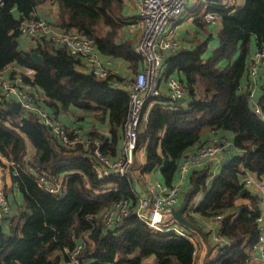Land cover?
Instances as JSON below:
<instances>
[{"label": "trees", "instance_id": "16d2710c", "mask_svg": "<svg viewBox=\"0 0 264 264\" xmlns=\"http://www.w3.org/2000/svg\"><path fill=\"white\" fill-rule=\"evenodd\" d=\"M45 2L56 4L57 26L84 32L94 38L99 53L124 57L135 65L140 56L131 42L116 40L124 20L119 14L122 1L3 0L0 6V71L12 63L32 67V82L43 93L42 104L38 103L64 124L70 123L64 117L69 107L106 116L109 137L97 131L84 135L99 138L102 152L113 157L128 109L124 84L133 77L118 87L119 76L115 74L102 78L83 71L80 56L50 37L29 50L20 48L19 19L37 17L36 8ZM233 7L227 0L206 1L203 12H215L222 20L214 45L211 33H207L189 50L164 53L165 81L160 84L166 86L169 76L176 74L188 89L187 99L178 104L163 86L157 96L146 100L142 113L150 101L152 106L136 139V148L145 144L146 150L140 172L157 169L169 187L176 181L186 154L202 145L204 133L230 131L234 152L213 176L211 163L193 168L182 194V200L188 198L186 217L200 228L201 217L222 215L219 234L228 243L214 247L215 255L207 264L246 262L247 251L258 235L257 196L244 188L241 177L249 171L264 179V81L257 101L260 114L250 105L249 82L244 88L241 85L247 73L251 36L256 38L257 47L264 46V0H245L239 9L233 11ZM31 52L40 55V63L32 60ZM26 140L34 148L31 155L27 154ZM92 150V144L64 145L37 114L16 113L11 101H0V154L14 163L10 166L11 181L21 195V201L7 198L9 209L0 214V264H59L65 248L72 249L81 241L85 245L79 257L84 263L142 264V257L153 254V264H194L192 236L186 238L173 229L155 230L134 213L139 197L133 166L124 176L97 178L91 166L95 161ZM35 162L54 176H64L65 193H50L37 184L27 170ZM199 191L204 197L191 204ZM239 197L249 199L250 204L237 205ZM121 199L128 201V214L105 226L102 211ZM135 249L139 254L128 258Z\"/></svg>", "mask_w": 264, "mask_h": 264}, {"label": "built area", "instance_id": "2783aa9c", "mask_svg": "<svg viewBox=\"0 0 264 264\" xmlns=\"http://www.w3.org/2000/svg\"><path fill=\"white\" fill-rule=\"evenodd\" d=\"M187 1L135 0L137 18L142 25L140 38L135 45V52L140 56L143 66L131 82L124 84L129 96L119 156L111 157L102 152L99 138H87L81 132L70 135L62 121L38 103L41 99V90L32 82L34 69L30 66L24 67L20 73H17L18 82L5 78L3 72L0 71V101H18L20 111L37 114L40 122L49 127L64 145L92 144L95 161L92 162L91 166L97 178L126 175L133 166L137 149L136 139L141 128L144 104L148 98L157 96L161 91L160 81L164 80L163 72L165 68L164 53L175 51L180 46V41L176 38L169 22L183 12ZM2 4L3 0H0V6ZM204 17L208 21H215L217 14L208 11L204 14ZM18 31L36 42L44 37H50L55 43L65 47L69 53L80 56L82 69H86L88 72L102 78L108 75L105 62L96 51L93 37L76 30L54 28L46 19L40 16L19 19ZM247 74L249 77L248 98L250 105L254 112L260 114V108L254 98V90L251 88V84L255 85L259 78L264 79V46L256 47L251 55ZM166 87L169 96L174 101L187 96V87L177 77L170 76L166 81ZM181 104H185V101ZM231 146L232 142L224 139L221 143L204 144L193 152L187 153L179 167V178L183 179L191 166H198L202 160L214 157L222 148L229 150ZM6 164L9 170L10 166H14V163L7 159ZM27 170L33 174L41 188L54 194L65 193L64 176H54L55 174L41 167L37 162L29 164ZM241 182L244 188L257 196L256 224L258 235L255 242L248 249L249 257L244 264H251L250 261L254 259H258L264 264V179L254 172L248 171L241 177ZM180 192V183L175 182L169 187L161 184L159 180L149 183L148 192L139 198L134 213L141 221L155 230L173 229L176 233L190 238V232L178 223H161L158 220L159 214L171 211L178 204ZM7 201L4 184L0 181V214L2 212L7 213L9 209ZM128 212V201L121 199L102 211V222L105 226H111L127 215ZM221 218V214H216L210 219L212 221L211 237L215 247L224 246L228 243L219 234ZM84 245V242L81 241L76 243L72 249L65 248L66 254L60 259L59 264H95L84 263L80 259L79 254ZM256 251L259 252V255H253V252Z\"/></svg>", "mask_w": 264, "mask_h": 264}, {"label": "crops", "instance_id": "0c3cea01", "mask_svg": "<svg viewBox=\"0 0 264 264\" xmlns=\"http://www.w3.org/2000/svg\"><path fill=\"white\" fill-rule=\"evenodd\" d=\"M121 1H122V5H121V8L119 9V14L122 15L124 20L121 21V26L118 29L116 40L117 41H129L135 48V45L138 39L140 38L141 31H142L141 22L137 18L136 3H135V0H121ZM202 1H203V4L201 5ZM206 1L207 0H188L185 5V10L179 16L170 20L169 25L172 27L173 32H175L176 38L180 41V46L177 50L182 49V48L189 50L193 48L195 45L194 42H198V41L205 39V36H206L205 34L207 33H211L212 39H210V43L212 45L217 43V32L220 30L221 25L219 28H216L215 24H216V20L218 19V17L216 18L215 21H208L204 17V14L208 12V11L203 12ZM227 2L234 6L233 7V11H234L235 9H239L240 7H242L244 5L245 0H227ZM36 14L46 19L54 28H58L62 30H76L75 28L64 29L60 26H57V22H56L57 6L56 4H54V2H45L44 4L39 5L36 8ZM78 32H81V31H78ZM81 33H84V32H81ZM35 45H36V41L32 40V38L25 36V35H21L20 48H22L23 50H29ZM256 47H257V40L252 35L250 39V48L248 52L249 59L251 55L253 54V52L255 51ZM171 52H168V53H171ZM99 56L102 60H104L105 67L108 70V74H115L119 76V80L116 81V84L118 85V87L122 86L124 84L123 81L129 79V77H134L135 74L138 71H140L143 66V62L140 58L136 62V64L133 65L130 62V60L124 57H115V56L101 54V53H99ZM166 61L167 59L164 55L165 66L167 64ZM22 69H23L22 66L12 63L10 66L2 70L3 72L2 74L5 78L12 79L13 82H18L17 73H20ZM81 70L87 71L86 69H81ZM173 75L174 77L178 78L176 74H173ZM173 75H170V76H173ZM248 78H249L248 74L246 73L245 78L241 82V85L243 86V88L247 84V81L249 82ZM164 81H165V78L163 82ZM263 81L264 79L259 78L257 79L255 85L251 84V88H253L254 90V98L257 101H258V97L260 96L262 92ZM163 86H164L163 84H160L161 89H163ZM164 87L166 91L167 87L166 86ZM42 96H43V93L41 90V99H42ZM184 98L186 101L187 96H185ZM12 101H15V100H12ZM40 103L42 104L41 100H40ZM41 106L43 107V105ZM151 106H152V102L150 101L149 103H147L146 108L143 111L141 127L146 122L147 114ZM46 110L48 112L50 111L48 110V108ZM50 113H52V111H50ZM101 116L102 118H100V116H98L97 112L95 111H82V110H76L73 107H69V110L66 112L64 117L67 120H70V123L64 124L63 121L62 123L64 124V126L67 128L69 132L75 130L76 132H81L83 134H86L91 131H97L98 133L103 134L105 137H109V132H108L109 125H108L107 117L106 116L104 117L102 114ZM223 139H226L230 142L232 140L231 137H228L225 131L220 129V130H216L213 132L204 133L200 140H201V144L203 145V143L204 144H208L212 142L221 143L223 142ZM26 145H27V154L29 155L33 154L34 148L29 140H26ZM199 146L201 145L199 144V145L194 146L191 149V151H189L188 153L193 152ZM120 148H121V140L117 144L113 157L119 156ZM234 150L235 149L232 146L229 150H227L226 148H222L220 151L217 152V154L214 157L206 158L202 160L198 166H191V168L186 172V175L183 177V179L179 178V174H178V177L175 182L180 183L181 192H180L178 204L175 207L180 205L181 202L184 200V199L182 200V194L183 192L185 193L188 187L189 173H191V170L193 168H199L204 163L205 164L211 163V166L213 165L212 166V170H213L212 176H213L214 174L218 173L217 172L218 166L221 164V162L225 158H227V156L230 155L231 152H234ZM145 160H146V150H145V144H143L136 149L135 155H134V162H133V168H134L133 172L134 174H136V175H133L134 180H135L134 185H135V189L138 193L139 198L142 197L141 194H144V195L147 194L149 183H154L156 182V180H159L161 184L166 186L163 180L161 179V175L159 174L157 169L151 171L150 173L140 172V169L144 165ZM2 171L4 172L2 173ZM0 181L4 184V192H5L6 198L10 200L12 199L13 201H19V200L21 201V195L18 189L15 186V184L12 183L11 181V173H10L9 167L6 164V158H3L1 154H0ZM203 197H204V193L202 191V195L198 196V198L200 199L199 202L201 201ZM235 203L237 205L250 204L249 199L241 198V197L237 198L235 200ZM185 214H186V210H185ZM200 221L203 224V227L201 226V229L205 233L204 240L202 236H199L198 234L189 231L190 236L193 237L195 241L194 243L196 246L195 253H194V264H203V261L205 259L204 256H206L207 251H208L207 261L209 260V258L215 255L213 246H211V248L208 249L209 244L212 245V242H213V239L211 237L212 221L208 219L207 217H201ZM4 228L5 230H8L7 226H4ZM249 253H252V252H249ZM138 254H139V250L135 249L132 253L128 255V258H133L137 256ZM253 255H259V252L258 251L253 252ZM155 261H156L155 256L153 254L144 256L141 259L142 264H153L155 263ZM252 261H253L252 264H262V262H260V260L258 259H254Z\"/></svg>", "mask_w": 264, "mask_h": 264}, {"label": "water", "instance_id": "95a60500", "mask_svg": "<svg viewBox=\"0 0 264 264\" xmlns=\"http://www.w3.org/2000/svg\"><path fill=\"white\" fill-rule=\"evenodd\" d=\"M30 56L34 62H36V63L41 62L40 55L37 52H31ZM176 101L178 104H181L183 101H185V98L181 97V98H178ZM11 107L15 110L16 113H20V103L18 101H11ZM141 196L143 197L144 194H141ZM187 203H188V198H185L181 202L180 205L173 208L171 211L159 214L158 220L161 223L176 222L180 226L185 228L187 231H190V232L198 234L199 236H202V238L204 240L205 239V233L203 232V230L185 216V210L187 208ZM211 246L215 247L214 244H212V245L209 244L208 249H210ZM207 253H208V251L206 252V256H204L205 259L203 258L204 260H207V258H208ZM203 264H204V261H203Z\"/></svg>", "mask_w": 264, "mask_h": 264}, {"label": "rangeland", "instance_id": "374dc122", "mask_svg": "<svg viewBox=\"0 0 264 264\" xmlns=\"http://www.w3.org/2000/svg\"><path fill=\"white\" fill-rule=\"evenodd\" d=\"M185 10V7H184V9H183V11ZM222 24V20H221V17L219 16L218 17V19L216 20V28H219L220 27V25ZM223 131H225V133L228 135V137H231V133H230V131H228V130H223ZM4 171H2V173H3ZM202 195V192H199V193H197L193 198H192V200H191V204H196V203H198L199 202V198H198V196H201ZM212 244H214L215 245V243H213L212 242ZM213 249H214V246H213ZM207 260H204V264H207ZM252 260L250 261V263L252 264ZM263 264V263H262Z\"/></svg>", "mask_w": 264, "mask_h": 264}]
</instances>
